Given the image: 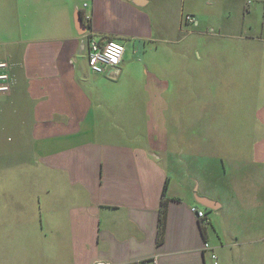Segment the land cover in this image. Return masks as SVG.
<instances>
[{"label": "crops", "instance_id": "1", "mask_svg": "<svg viewBox=\"0 0 264 264\" xmlns=\"http://www.w3.org/2000/svg\"><path fill=\"white\" fill-rule=\"evenodd\" d=\"M88 37L123 43L116 69ZM1 61L0 128L39 157L3 191L0 264H212L204 241L264 264V0H0Z\"/></svg>", "mask_w": 264, "mask_h": 264}, {"label": "built area", "instance_id": "2", "mask_svg": "<svg viewBox=\"0 0 264 264\" xmlns=\"http://www.w3.org/2000/svg\"><path fill=\"white\" fill-rule=\"evenodd\" d=\"M85 19L90 21V15H85ZM182 22L190 28H195L199 24L198 18L191 13L184 14L182 16ZM87 45V64L92 72L101 74L106 70L116 69L118 67L124 52L122 42L110 39L100 44L92 37H88ZM10 68V64L7 61L0 62V94H6L11 90L13 80L10 74ZM191 212L197 219H206L202 209L192 207ZM203 250L208 253L212 264H221L219 256L208 241H204ZM144 263V261H137L132 264Z\"/></svg>", "mask_w": 264, "mask_h": 264}, {"label": "rangeland", "instance_id": "3", "mask_svg": "<svg viewBox=\"0 0 264 264\" xmlns=\"http://www.w3.org/2000/svg\"><path fill=\"white\" fill-rule=\"evenodd\" d=\"M178 103V102H176ZM179 111H176L178 113ZM172 120L179 122L178 115L173 117ZM156 127V124H155ZM159 128H162L161 124ZM167 128H175L173 122ZM7 137L3 133V129L0 128V207L4 202L3 191L10 187L12 191H19V180L18 175L27 173V183L22 182L24 187L27 184L28 191L34 190L32 186V179L35 176L34 169L31 168L33 163H36L38 159V152L11 148L10 144L7 143ZM27 167V171L26 168Z\"/></svg>", "mask_w": 264, "mask_h": 264}, {"label": "trees", "instance_id": "4", "mask_svg": "<svg viewBox=\"0 0 264 264\" xmlns=\"http://www.w3.org/2000/svg\"><path fill=\"white\" fill-rule=\"evenodd\" d=\"M166 195V188H164L163 191V197ZM167 198L166 196L163 198L160 206V211H159V221H158V235H157V241L160 242L164 229H165V219H166V209H167Z\"/></svg>", "mask_w": 264, "mask_h": 264}]
</instances>
